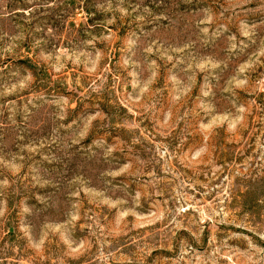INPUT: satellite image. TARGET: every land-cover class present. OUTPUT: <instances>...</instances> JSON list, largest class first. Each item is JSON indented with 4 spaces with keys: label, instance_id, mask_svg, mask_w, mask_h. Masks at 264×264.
Listing matches in <instances>:
<instances>
[{
    "label": "rangeland",
    "instance_id": "374dc122",
    "mask_svg": "<svg viewBox=\"0 0 264 264\" xmlns=\"http://www.w3.org/2000/svg\"><path fill=\"white\" fill-rule=\"evenodd\" d=\"M0 264H264V0H0Z\"/></svg>",
    "mask_w": 264,
    "mask_h": 264
}]
</instances>
